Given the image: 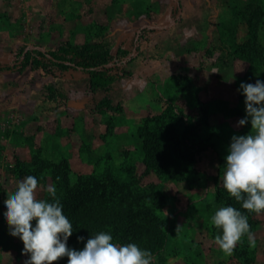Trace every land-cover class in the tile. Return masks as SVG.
I'll return each instance as SVG.
<instances>
[{"label": "rangeland", "instance_id": "1", "mask_svg": "<svg viewBox=\"0 0 264 264\" xmlns=\"http://www.w3.org/2000/svg\"><path fill=\"white\" fill-rule=\"evenodd\" d=\"M253 35L259 57L232 48ZM25 45H92L108 61L133 58L125 64L130 75L97 89L82 69L61 70L47 59L43 68L0 76V264L27 259L3 220L2 205L20 181L18 161L50 164L38 198L48 197L50 169L63 161L70 186L112 177L132 188L159 185L168 242L155 264H264V213L253 214L256 246L245 235L231 254L215 243L219 230L209 222L221 207L214 192L231 137L251 127L237 126L246 115L239 85L264 80V0H0V60H14ZM167 101L200 122L201 136L220 155L219 164L214 153H203L181 183L146 170L139 135ZM53 264H67V257Z\"/></svg>", "mask_w": 264, "mask_h": 264}, {"label": "trees", "instance_id": "2", "mask_svg": "<svg viewBox=\"0 0 264 264\" xmlns=\"http://www.w3.org/2000/svg\"><path fill=\"white\" fill-rule=\"evenodd\" d=\"M145 29L153 31L152 28ZM254 43L253 35L245 43H233L231 46L236 52L246 55V58H257L259 53ZM220 49H223L222 46ZM122 53L127 54L128 51ZM132 58L133 56L129 57L125 62L108 61L103 59L102 51L96 50L92 45L80 49L70 45L56 51H44L38 45H25L18 50L14 60H0V76L15 68L19 70L27 66L32 70L43 68L44 59H47L61 70L82 69L89 78L91 88L97 89L130 75V71L125 69V64ZM200 110L203 122L207 123L206 106L202 105ZM236 112L241 114L238 108L233 110V113ZM200 126L197 119L183 113L173 103L167 101L161 114L145 120V126L139 134L140 138H143L142 149L146 170L181 183L185 181L190 169L196 168L202 154L207 151L214 153L220 164V155L215 143L201 136ZM50 167V164L46 163L27 164L18 161L16 173L20 180L33 175L37 177L39 183H43L46 179L44 170ZM50 171L63 204L64 214L73 225V234L67 241L69 247L81 249L89 237L100 231H107L113 235L114 243L134 242L141 248L151 250L155 258H162L161 254L167 245L168 236L163 227L162 217L158 213L162 210L166 198L159 185L150 184L144 189L132 188L129 184L118 182L112 177L99 185L93 184L92 187L89 182L80 178L78 184L70 186V167L67 161L54 164ZM218 172H221L219 168ZM214 199L215 203L221 206L232 205L246 212L221 185H217ZM246 214L252 227L254 213ZM78 236H83L84 241H78ZM244 264H251V261L246 259Z\"/></svg>", "mask_w": 264, "mask_h": 264}, {"label": "clouds", "instance_id": "3", "mask_svg": "<svg viewBox=\"0 0 264 264\" xmlns=\"http://www.w3.org/2000/svg\"><path fill=\"white\" fill-rule=\"evenodd\" d=\"M238 91L244 97L246 115L237 126L251 127L248 133L231 137L220 182L246 212L225 205L217 208L209 221L219 230L214 241L226 254H231L245 235L249 246H256L246 213H264V80L241 82ZM38 185L37 177H24L2 205L9 234L23 244L25 264H53L64 257L67 264H155L151 250L134 242L114 243L107 231L89 237L81 249L69 247L73 225L64 214L56 186L47 188V198H38ZM84 239L77 237L78 241Z\"/></svg>", "mask_w": 264, "mask_h": 264}]
</instances>
